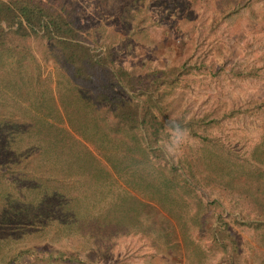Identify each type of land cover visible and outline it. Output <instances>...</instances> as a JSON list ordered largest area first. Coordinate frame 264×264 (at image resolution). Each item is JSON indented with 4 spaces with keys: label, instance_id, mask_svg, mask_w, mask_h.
<instances>
[{
    "label": "rangeland",
    "instance_id": "obj_1",
    "mask_svg": "<svg viewBox=\"0 0 264 264\" xmlns=\"http://www.w3.org/2000/svg\"><path fill=\"white\" fill-rule=\"evenodd\" d=\"M46 1L113 46L117 63L139 76L181 65L179 78L162 87L165 113L198 122L193 130L168 127L159 142L164 154L157 144L145 153L172 165L160 169V179L163 172L173 181L168 186L160 188L150 165L116 170L82 135L74 85L50 42L15 38L0 53V217L7 220L0 264L24 242L75 261L10 264H264V172L250 173L264 171L251 159L255 146L264 150V0ZM44 137L62 146L38 155ZM122 140L119 158L140 159L131 137ZM83 154L97 158L91 175L70 160ZM197 156L222 161L201 164L196 184L187 185L186 161ZM43 177L53 189L34 188ZM59 188L65 199L52 196ZM68 199L77 202L71 213Z\"/></svg>",
    "mask_w": 264,
    "mask_h": 264
},
{
    "label": "trees",
    "instance_id": "obj_2",
    "mask_svg": "<svg viewBox=\"0 0 264 264\" xmlns=\"http://www.w3.org/2000/svg\"><path fill=\"white\" fill-rule=\"evenodd\" d=\"M19 37H33L50 42L55 51L52 55L54 61L60 65L69 81L74 85L72 91L73 104L77 105L79 123L83 126L79 127L82 130V135L88 142H91L103 152L105 160L113 168L119 170L123 165L132 168L134 165L139 164L150 165L158 170L160 188L173 182L163 172L161 173L163 178H159L160 169H166V167L172 165L169 163L168 165L154 163L150 156L145 153L148 152L147 149H152V145L157 144L158 147L155 151L164 154V149L159 147V142L168 127L190 128L193 130L194 124L198 122L194 119L185 122L183 118L169 117L165 113V92L167 91L162 87L174 83L179 78L182 72L181 65L157 67L149 71L147 76H139L117 63L115 58L116 49L113 46H104L98 43L97 37H93L89 32L87 33L84 28L77 24L69 12L59 11L50 1L0 0V53L11 46V41ZM110 133H113L116 137H108ZM119 134L123 138L117 137ZM126 137H131V140L135 143L132 148L143 152L138 153L139 157L141 156L140 159L133 154L126 155L125 159L119 158L117 151L120 148L119 145L123 143L122 139ZM106 139L107 144L114 143L113 148L106 149L107 144L104 145ZM58 140L52 137H44L39 140L41 144L36 145V148L40 151L36 154L48 155L53 147L61 145ZM127 148L130 147L127 146ZM31 157V154L27 152L25 165H29ZM72 159L80 162L79 168L83 171L82 174L91 175L86 172L91 169V162L97 158L83 154L76 155V157L73 155L70 160ZM251 159L260 165L264 163L262 145L254 147L251 152ZM221 161V159L214 161L212 156H208L206 159L197 156L187 160L190 177L183 178L184 182L187 185L196 184L193 176H195V171L201 164L209 166L219 164ZM63 162L66 168L72 166V162L69 163L66 159ZM55 163L58 164L57 158ZM241 168L245 172V166L242 165ZM250 170V173L256 177L262 176L264 172L260 168L257 171L255 169ZM0 173L2 176V178L0 176V185L5 186L2 183L5 180L4 174L1 171ZM81 177L82 175L80 179ZM80 179L70 178L74 183L79 182ZM50 180L46 177L40 178L38 185L34 188L36 190L53 189L54 186L45 184ZM30 189L33 190L31 186ZM20 190L22 193V189ZM157 191H161V189ZM54 195L59 199H65L69 194L59 188L56 194H52V196ZM164 195L166 196V194ZM14 200H16L15 202L18 201L15 198ZM23 202L28 205L33 201ZM65 202L70 204L69 212L71 213L74 210L76 201L68 199ZM15 206L18 205L15 204ZM5 208L7 209L6 206ZM11 208L16 210L15 207L11 206ZM3 217H0V224L7 222L6 216ZM24 243L23 247L10 253L7 264L25 263L24 258H27L29 263L46 259L52 261L61 259L66 262L75 261L74 255L68 254L69 252L62 253L60 251L45 250L44 247L38 248L37 242Z\"/></svg>",
    "mask_w": 264,
    "mask_h": 264
}]
</instances>
